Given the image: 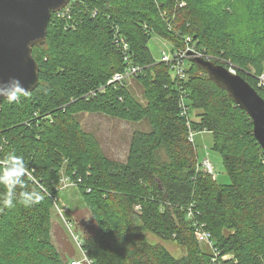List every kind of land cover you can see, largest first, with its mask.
<instances>
[{
    "label": "trees",
    "instance_id": "obj_1",
    "mask_svg": "<svg viewBox=\"0 0 264 264\" xmlns=\"http://www.w3.org/2000/svg\"><path fill=\"white\" fill-rule=\"evenodd\" d=\"M154 34L215 64L231 61L264 98V0H72L33 48L37 87L18 104L0 98V157L22 156L33 176L25 190L43 196L30 208L0 207V264H71L53 242L52 217L61 214L57 193L73 182L92 223L80 239L87 264H264V150L252 120L193 56L183 80L155 57ZM130 64L141 68L131 79L144 101L111 82ZM84 113L150 129L132 133L120 161L83 127ZM190 129L212 132L229 182L198 164ZM146 231L186 254L175 257Z\"/></svg>",
    "mask_w": 264,
    "mask_h": 264
},
{
    "label": "rangeland",
    "instance_id": "obj_2",
    "mask_svg": "<svg viewBox=\"0 0 264 264\" xmlns=\"http://www.w3.org/2000/svg\"><path fill=\"white\" fill-rule=\"evenodd\" d=\"M149 47L155 57L159 60L166 61L174 68V64L177 63V59L180 56L176 55V53L180 50L174 48L170 41L158 34H154L149 42ZM189 48L190 47H187V49ZM190 52L191 54H195L192 51H188L187 54H189V56H187L186 59L192 57ZM135 69H137L135 66H131V73L127 75L130 76V78L126 76H117L116 79L118 81H116V83L120 81H122V83H128L132 93L137 98L144 101L142 87L136 80L131 79L132 74H134L132 70ZM236 70L237 74L242 71L237 65ZM190 115L193 117L194 112H191ZM79 118L86 130L93 131L98 136L106 154L120 161H124L127 158L132 133L137 130L147 131L150 129V125L146 120L126 121L101 113H84L80 114ZM192 132L193 131L190 130V134ZM192 136L194 139L193 143L197 148L198 163L203 166L202 164H204V161H208L214 168V173L215 176L218 177V181L229 182V177L224 170L220 154L212 149V132L208 129H203L201 132H193ZM61 185L63 186L62 183ZM56 196L60 204L59 211L61 214L58 212L53 213V242L59 249L63 258L83 261V264H87L84 253L79 246L80 242L78 239H83L84 235L88 234L92 228V223L88 221L89 211L84 205L80 187L73 182L69 187L63 186L60 188ZM83 231L85 233H83ZM201 235L206 238L208 237V232H203ZM146 236L149 241L153 243L161 242L164 244L175 257H181L186 254L185 248L175 241L163 240L149 231H146Z\"/></svg>",
    "mask_w": 264,
    "mask_h": 264
},
{
    "label": "water",
    "instance_id": "obj_3",
    "mask_svg": "<svg viewBox=\"0 0 264 264\" xmlns=\"http://www.w3.org/2000/svg\"><path fill=\"white\" fill-rule=\"evenodd\" d=\"M70 1L0 0V81L16 77L27 93L37 87L40 67L33 48L46 40L52 14ZM193 60L250 116L253 134L264 150V98L240 74L203 57Z\"/></svg>",
    "mask_w": 264,
    "mask_h": 264
},
{
    "label": "clouds",
    "instance_id": "obj_4",
    "mask_svg": "<svg viewBox=\"0 0 264 264\" xmlns=\"http://www.w3.org/2000/svg\"><path fill=\"white\" fill-rule=\"evenodd\" d=\"M26 96L27 90L16 77L0 81V97L6 99L9 104H18ZM26 178L32 180L33 176L22 156L9 152L0 157V185L6 189L0 196V207L10 209L19 204L30 208L42 201L43 196L36 189L25 190ZM17 189L21 191L17 192Z\"/></svg>",
    "mask_w": 264,
    "mask_h": 264
},
{
    "label": "built area",
    "instance_id": "obj_5",
    "mask_svg": "<svg viewBox=\"0 0 264 264\" xmlns=\"http://www.w3.org/2000/svg\"><path fill=\"white\" fill-rule=\"evenodd\" d=\"M71 4H72V0L63 8V9H61L60 11H58V12H55V13H61V12H63V11H68L69 9H70V7H71ZM187 39L188 40H190V37H187ZM127 46V45H126ZM187 47H190L189 49H187ZM187 47H186V49H182V50H180V51H178L177 53H176V55H180L179 57H178V59H177V63H175L174 64V68H175V70H176V72H177V74L182 78V80L183 79H185L186 77H187V72H186V70H187V64H186V57L187 56H189V54H187L188 53V51H192L193 53H195V54H190L191 56H195V57H204V58H206V59H208V60H212V57H209V56H204V53L203 52H199V51H197V50H195V49H192V47L193 46H189V45H187ZM187 51V52H186ZM175 55V56H176ZM166 58V57H165ZM227 69L231 72V73H233V74H237V70H236V65L235 64H233L231 61H229V62H227ZM131 66H135L137 69H135V70H132V72L133 73H135V72H140L141 71V68L139 67V66H137V65H133V64H130L126 69V72L125 73H116L115 74V76H114V78L111 80V82H116V81H118L117 79H116V77L118 76V77H124V76H126L127 77V75L129 74V73H131ZM120 82H122V81H120ZM119 82V83H120ZM259 84H264V75H261L260 76V79H259ZM183 104H184V102H183ZM185 105V104H184ZM186 111H187V109H185V113H186ZM189 111V110H188ZM188 118H190L189 117V112H188ZM190 123V122H189ZM190 130H192V129H190ZM193 132H196V131H194V130H192ZM193 132L190 134V131H189V134H188V137H189V140L190 141H192V142H194V139H193V136H192V134H193ZM199 164V163H198ZM202 164V163H201ZM200 165V164H199ZM203 166H201V167H203L202 169L203 170H206V171H208L209 173H212V174H214L215 175V173H214V168L212 167V165L208 162V161H204V164H202ZM201 238H203V236H201ZM78 241L80 242V244H79V246H80V248L83 250V242L80 240V238L78 239ZM84 253V252H83ZM71 264H83V261H75V260H73L72 262H71Z\"/></svg>",
    "mask_w": 264,
    "mask_h": 264
}]
</instances>
